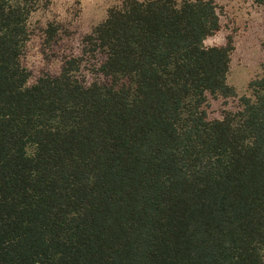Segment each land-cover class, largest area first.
<instances>
[{
    "label": "trees",
    "instance_id": "16d2710c",
    "mask_svg": "<svg viewBox=\"0 0 264 264\" xmlns=\"http://www.w3.org/2000/svg\"><path fill=\"white\" fill-rule=\"evenodd\" d=\"M49 3L0 0V264H264V69L228 85L216 0H122L27 86Z\"/></svg>",
    "mask_w": 264,
    "mask_h": 264
},
{
    "label": "rangeland",
    "instance_id": "374dc122",
    "mask_svg": "<svg viewBox=\"0 0 264 264\" xmlns=\"http://www.w3.org/2000/svg\"><path fill=\"white\" fill-rule=\"evenodd\" d=\"M45 8L31 14L28 21L30 38L21 65L29 72L27 86L35 84L42 74L57 76L65 60L80 57L82 40L106 18L107 11L122 0H49ZM220 8V31L204 41V46H223L231 36V55L227 83L237 96L247 94L248 82L264 69V8L251 0H216ZM51 26V28H50ZM53 29V30H51ZM87 83L97 78L91 65L81 70ZM236 100L223 103L209 100L206 109L209 120L220 119L222 111H234Z\"/></svg>",
    "mask_w": 264,
    "mask_h": 264
}]
</instances>
